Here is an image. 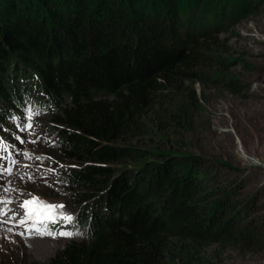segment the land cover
<instances>
[{
	"label": "trees",
	"instance_id": "obj_1",
	"mask_svg": "<svg viewBox=\"0 0 264 264\" xmlns=\"http://www.w3.org/2000/svg\"><path fill=\"white\" fill-rule=\"evenodd\" d=\"M205 1L0 0V122L24 104L51 107L61 159L96 164L67 181L83 185L73 222L87 241L24 264H219L212 245L264 243V220L239 219L259 210L235 200L238 181L224 180L230 166L176 154L164 164L171 154L121 145L191 129L197 69L219 63L221 49L201 31L220 1ZM129 154L159 159L139 163L138 176L109 177L98 165ZM216 188L209 209L204 195Z\"/></svg>",
	"mask_w": 264,
	"mask_h": 264
},
{
	"label": "rangeland",
	"instance_id": "obj_2",
	"mask_svg": "<svg viewBox=\"0 0 264 264\" xmlns=\"http://www.w3.org/2000/svg\"><path fill=\"white\" fill-rule=\"evenodd\" d=\"M209 1L220 2L207 15V23L201 25V31L204 36L215 40L221 49L214 51L219 63L203 64L197 69L202 76L193 88L201 102L192 112L191 129L178 138L161 139L158 144L141 137L138 143L121 145L163 154L199 156L227 164L232 171L224 175V180L238 181L239 195L235 200L247 203L252 199L251 204L259 210L254 215V209L243 211L239 219L243 223L259 217L264 220V1L233 0L228 1L224 8V0H206L204 5ZM224 78L238 83L239 87L229 89L223 84ZM186 84L188 86L189 82ZM96 99L112 100L113 96L98 95ZM66 105L68 103L63 102L60 107L63 109ZM57 115L59 112H45L28 120L23 126L25 137L21 148H14L18 162H7L1 167L12 169L11 174L0 173L3 191L9 189L2 196L12 203L7 205V209H10L7 216L0 219L5 224L10 222L15 225L7 224L6 228L0 229V264L45 263L67 244L87 241L81 229L67 223L61 224L55 231L79 234L70 238L41 236L30 233L28 225L18 223L22 218V208L19 206L32 197L46 203L64 205L58 211L72 217L78 213L76 204L83 201L77 202L80 198L76 193L83 185L71 187L67 181L72 173L83 166L96 164L61 159L63 157L58 153L62 142L61 132L54 134L51 127L56 125L50 122ZM27 124H31V127H25ZM0 125L7 126V122H0ZM150 158L159 159L129 154L114 163L98 165L111 169L112 175L109 177L113 174L138 176L141 168H134ZM218 189H211L210 193L204 195L210 198L207 203L209 209L216 205L211 200ZM109 190L104 193H109ZM194 201L201 204L200 199ZM245 212L247 215H244ZM61 221L57 220L54 225ZM209 251L217 252L219 264H264L263 242L257 247L244 248L212 245Z\"/></svg>",
	"mask_w": 264,
	"mask_h": 264
},
{
	"label": "snow or ice",
	"instance_id": "obj_3",
	"mask_svg": "<svg viewBox=\"0 0 264 264\" xmlns=\"http://www.w3.org/2000/svg\"><path fill=\"white\" fill-rule=\"evenodd\" d=\"M38 114V113H37ZM32 117L29 116V119ZM25 127L30 128L31 124H27ZM4 148L3 145H0V150ZM15 163V161H13ZM6 172L11 174V168H0V173ZM5 192L9 189L5 188ZM12 201L4 197H0V216H7V212L10 209H7V205L11 204ZM24 209L23 216L19 220L20 225H28V231L41 236H63V237H72L73 235H78L79 233H74L71 231H52L48 226L49 224H54L57 220H62L65 223H71L73 217L71 215L59 212L58 209L64 208V205H56L51 203H46L39 200V198L32 197L23 201L20 205ZM11 231V229H9ZM23 235V233H21Z\"/></svg>",
	"mask_w": 264,
	"mask_h": 264
},
{
	"label": "water",
	"instance_id": "obj_4",
	"mask_svg": "<svg viewBox=\"0 0 264 264\" xmlns=\"http://www.w3.org/2000/svg\"><path fill=\"white\" fill-rule=\"evenodd\" d=\"M172 157H177V156H176L175 154H171V155H169L168 158L165 159L162 163L166 164V163L168 162L169 158H172Z\"/></svg>",
	"mask_w": 264,
	"mask_h": 264
},
{
	"label": "bare ground",
	"instance_id": "obj_5",
	"mask_svg": "<svg viewBox=\"0 0 264 264\" xmlns=\"http://www.w3.org/2000/svg\"><path fill=\"white\" fill-rule=\"evenodd\" d=\"M43 244V243H42ZM43 245H45V244H43Z\"/></svg>",
	"mask_w": 264,
	"mask_h": 264
}]
</instances>
